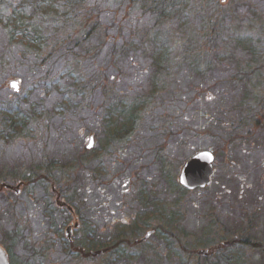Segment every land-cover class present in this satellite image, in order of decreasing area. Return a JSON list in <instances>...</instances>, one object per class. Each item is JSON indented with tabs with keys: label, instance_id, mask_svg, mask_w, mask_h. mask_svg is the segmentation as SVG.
<instances>
[{
	"label": "rangeland",
	"instance_id": "rangeland-1",
	"mask_svg": "<svg viewBox=\"0 0 264 264\" xmlns=\"http://www.w3.org/2000/svg\"><path fill=\"white\" fill-rule=\"evenodd\" d=\"M66 1L0 0L10 264H264V109L243 106L235 79L253 55L263 64L264 0H187L165 23L123 0ZM82 20L98 28L77 42ZM203 151L211 184L177 188ZM157 227L168 234L146 238Z\"/></svg>",
	"mask_w": 264,
	"mask_h": 264
},
{
	"label": "trees",
	"instance_id": "trees-1",
	"mask_svg": "<svg viewBox=\"0 0 264 264\" xmlns=\"http://www.w3.org/2000/svg\"><path fill=\"white\" fill-rule=\"evenodd\" d=\"M123 1H125L129 6H132V8H134V9L135 8L142 9L143 12H146L145 14L152 16L156 23H165L166 20H169V18H172L171 15H174L177 12L174 10L181 9V7L183 5H185V2L187 0H123ZM66 3H67V5H69V3L73 4L74 2L72 0H69V3L67 1H66ZM71 8H72V6H71ZM74 9H75V7H74ZM74 9H72V10L74 11ZM89 25L87 23V20H82V21L77 22L76 29L79 30V34H80L79 36H76L77 42H80L81 38L88 36L90 33L94 32L96 28H98V26H97L98 24H96V23H93L88 28ZM35 33L37 34L38 32L35 31ZM82 36H84V37H82ZM259 53H257V55L255 54V56L253 55V57H251V60H248V62H245V64L241 65L239 67V71H238V72H240V76L235 77V79H237L236 80L237 83L242 84L243 86L246 87V88L244 87V89H245L244 92H246L247 94L245 93L246 97L245 96L242 97L241 103H243V106L247 105L249 103H247L246 100L248 98H251L252 102L250 104H252L253 107L255 108V117L257 116V114L259 112H261L264 109L262 106L264 103V97L262 95H260L261 94L260 91L264 90V81H262L264 79H260L264 75V58H262L263 64L257 65L256 64V61H258L257 58L261 57ZM258 63H262V61L261 62L258 61ZM250 82H253L252 83L253 87H255L254 89H251L252 93H250L249 87H247L248 84H250ZM249 94H251L250 97H249ZM249 111H251V110H249ZM131 121L133 122V120H131ZM257 126H259V121L257 119H255V130H256ZM164 166H166V164ZM179 185L180 184L176 185V187L180 188ZM170 186H172V185H170ZM182 188H180V189H182ZM199 190H202V189H199ZM213 226H214V224H211L209 226V231L211 230V233L213 230ZM150 232H152V234H154L156 232H161V233L166 234V235L168 234L167 230H165L163 227L154 228ZM235 233L236 232H234V233L231 232L230 235H233ZM170 234H171V236H173V239H174L172 244L179 245L181 251L187 253L188 257H189L191 255V254H189V251L191 250V248H188L189 246H186L184 244V242L182 241V238L175 237L174 235H172V233H170ZM170 234H169V236H170ZM213 237H214V234H212L210 236V233H209V235L207 237L208 241L206 242V244L212 245V244H214V242H219V241H214ZM222 239L223 238L221 237L220 240H222ZM140 241H142V239ZM229 243L233 244V243H235V240L231 241ZM243 244H248V245L255 248V243L251 244L250 242H245ZM127 245L131 246V242L127 241ZM181 256H183V255H181ZM198 257H199V254H198V256L196 254L195 258H198ZM180 264H182V262Z\"/></svg>",
	"mask_w": 264,
	"mask_h": 264
},
{
	"label": "water",
	"instance_id": "water-1",
	"mask_svg": "<svg viewBox=\"0 0 264 264\" xmlns=\"http://www.w3.org/2000/svg\"><path fill=\"white\" fill-rule=\"evenodd\" d=\"M9 87L18 92L19 83L12 81ZM93 145V138H89V143L86 146L87 150H90ZM213 163L214 155L209 151L198 152L197 154L190 157L182 166L179 173V184L188 191H194L197 189H204L211 183V177L213 175ZM10 188V187H7ZM11 189V188H10ZM18 193V192H17ZM77 228V225L75 226ZM151 232L146 234V238ZM67 240L71 241L72 229L68 227L65 231ZM0 264H8L6 255L0 249Z\"/></svg>",
	"mask_w": 264,
	"mask_h": 264
},
{
	"label": "flooded vegetation",
	"instance_id": "flooded-vegetation-1",
	"mask_svg": "<svg viewBox=\"0 0 264 264\" xmlns=\"http://www.w3.org/2000/svg\"><path fill=\"white\" fill-rule=\"evenodd\" d=\"M49 183V182H48ZM23 184H24V182L23 181H21V182H19L18 184H17V190L15 191V187H13V186H11V185H8V184H4V183H1V187L2 188H5V189H7V190H9V188H7V187H10L11 189H14V190H9V191H15L14 192V194L15 195H19V193H20V191H19V189L23 186ZM13 187V188H12ZM18 192V193H17ZM56 205L60 208V209H67V205H65L64 203H60V202H58L57 201V199H56ZM62 217V216H61ZM62 222H64L63 220H61V223ZM67 229V228H66ZM5 254V253H4ZM6 255V254H5ZM6 258H7V255H6ZM7 262H8V264H10V261L8 260V258H7Z\"/></svg>",
	"mask_w": 264,
	"mask_h": 264
}]
</instances>
